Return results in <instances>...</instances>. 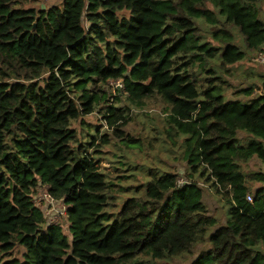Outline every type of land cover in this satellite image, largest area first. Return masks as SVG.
Returning <instances> with one entry per match:
<instances>
[{"label": "trees", "instance_id": "16d2710c", "mask_svg": "<svg viewBox=\"0 0 264 264\" xmlns=\"http://www.w3.org/2000/svg\"><path fill=\"white\" fill-rule=\"evenodd\" d=\"M257 55L237 91L228 77ZM150 105L146 129H124ZM156 144L183 169L142 160ZM252 159L264 164V0H0V264H168L203 243L193 264H264ZM209 190L226 207L217 227Z\"/></svg>", "mask_w": 264, "mask_h": 264}, {"label": "rangeland", "instance_id": "374dc122", "mask_svg": "<svg viewBox=\"0 0 264 264\" xmlns=\"http://www.w3.org/2000/svg\"><path fill=\"white\" fill-rule=\"evenodd\" d=\"M60 0H49L50 4L56 3ZM44 4L42 3L41 6H43ZM256 58V60L254 59ZM260 60V58L257 56H254L252 58L251 61L248 62H243L241 64H239L236 68V70L234 71V74L232 76H229L228 79H233V80H237L238 83H236L235 81H233L234 83V88H237V91H241L240 89L242 88V85H248L247 81H245L243 78L245 77V73H247V69H257V62ZM240 82V84H239ZM98 84L103 85L102 81H99ZM114 84V85H113ZM113 84H107V85H103L104 89H106L107 91H111L110 97H109V101L108 104H112L115 100L113 99L114 93L116 92V88L115 86L117 85L120 88H123L121 86L122 82L121 79H118L116 81L113 82ZM111 87V88H110ZM240 87V88H239ZM110 89V90H109ZM230 97H233V95H230ZM157 110V108L153 105H150L149 108L147 109V111H149L150 115H143L142 118L137 116V118L135 120H131L125 127L124 129L126 130H132L134 132H140L141 130L143 131V129H146L144 124H143V119L144 120H150L152 118L151 114L155 113ZM134 113V111H132V114ZM140 114V113H139ZM99 123L98 117L95 114L92 115H88L85 116L84 120H78L74 123V126L76 127L77 130H82L87 129V130H92V127L94 124ZM103 124V122H101ZM105 124V122H104ZM106 127V125H105ZM107 128V127H106ZM141 133V132H140ZM158 149L154 148L153 152H148L146 146L143 149V152L141 153V158L143 160V158H150L152 155L157 157L158 155L161 156V161L167 162L166 164V169L167 170H177V171H181L184 167V163L181 160L176 159L175 157L172 159H169L170 156H168L166 154L167 159L164 157L165 153L163 152L164 148H160L159 144H156ZM117 161H119V159L113 160V163L107 164L104 162V168H106L110 173L113 172V165H118ZM126 161V160H124ZM139 161H141L140 158H136L133 160V162L138 163ZM246 170H254V171H261L264 174V164L260 163L259 161H257V159H252L249 162V168ZM113 178H117V175H113ZM180 180H182V178L180 177ZM179 180V181H180ZM256 185H258V183H256ZM204 201L207 204L208 207V211L209 214L215 218L216 222H215V226H219L220 224H224L226 222L225 219V212H226V207L223 205V201L221 199H219V196L214 193L212 190H209V192L204 193ZM248 201V200H247ZM59 207V205H58ZM55 208V207H54ZM50 208V209H46L45 210V214L48 215L49 217L51 216L53 221H56V219H59V217H61V214L63 213V211L57 210V208ZM53 210H56L57 212H52ZM208 247L207 243H203L198 245L195 248V254L193 256H190L188 258H180V259H174L171 260L170 262H168V264H193V262L195 261V259L198 257L199 253L205 251L204 249H206ZM20 252L21 250H18L17 248H15L12 252V254L14 255V257H20ZM4 256V254L0 251V261L3 260L2 257Z\"/></svg>", "mask_w": 264, "mask_h": 264}, {"label": "built area", "instance_id": "2783aa9c", "mask_svg": "<svg viewBox=\"0 0 264 264\" xmlns=\"http://www.w3.org/2000/svg\"><path fill=\"white\" fill-rule=\"evenodd\" d=\"M117 80H118V79H117ZM114 81H116V80H114ZM114 81L109 80V81H108V84H111V83L113 84ZM113 85H114V84H113ZM121 86L123 87L122 84H121ZM115 88H116L117 90H121V89H122V88L118 87L117 85L115 86ZM46 193H47L46 191L43 192V196H44V197L47 196ZM247 198H248V200H250V196H249V195L247 196ZM63 210H64V207H62L61 211H63ZM48 217H49V216H48ZM49 218L51 219V222H53V223H56V222L58 221V219H56V221H53L52 218H51V216H50Z\"/></svg>", "mask_w": 264, "mask_h": 264}]
</instances>
